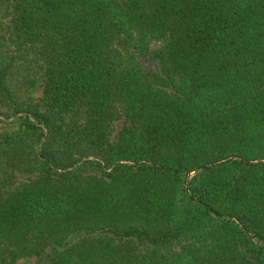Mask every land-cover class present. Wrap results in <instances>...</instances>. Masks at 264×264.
I'll list each match as a JSON object with an SVG mask.
<instances>
[{
	"label": "trees",
	"instance_id": "trees-1",
	"mask_svg": "<svg viewBox=\"0 0 264 264\" xmlns=\"http://www.w3.org/2000/svg\"><path fill=\"white\" fill-rule=\"evenodd\" d=\"M0 264H264V0H0Z\"/></svg>",
	"mask_w": 264,
	"mask_h": 264
},
{
	"label": "rangeland",
	"instance_id": "rangeland-1",
	"mask_svg": "<svg viewBox=\"0 0 264 264\" xmlns=\"http://www.w3.org/2000/svg\"><path fill=\"white\" fill-rule=\"evenodd\" d=\"M1 129V128H0ZM23 264H25V263H23Z\"/></svg>",
	"mask_w": 264,
	"mask_h": 264
}]
</instances>
